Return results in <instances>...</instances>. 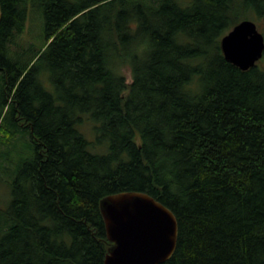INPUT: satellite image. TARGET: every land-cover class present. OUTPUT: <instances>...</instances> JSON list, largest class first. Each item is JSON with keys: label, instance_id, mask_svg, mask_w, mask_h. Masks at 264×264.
I'll return each instance as SVG.
<instances>
[{"label": "trees", "instance_id": "obj_1", "mask_svg": "<svg viewBox=\"0 0 264 264\" xmlns=\"http://www.w3.org/2000/svg\"><path fill=\"white\" fill-rule=\"evenodd\" d=\"M0 5V143L26 141L0 264H104L100 202L122 192L175 214L163 264H264V56L242 71L221 49L243 20L264 34V0ZM30 6L45 43L10 57Z\"/></svg>", "mask_w": 264, "mask_h": 264}, {"label": "water", "instance_id": "obj_2", "mask_svg": "<svg viewBox=\"0 0 264 264\" xmlns=\"http://www.w3.org/2000/svg\"><path fill=\"white\" fill-rule=\"evenodd\" d=\"M0 5V24L2 21ZM225 59L248 71L264 56V34L253 20H243L221 39ZM108 249L104 264H163L176 250L175 214L148 194L122 192L100 202Z\"/></svg>", "mask_w": 264, "mask_h": 264}, {"label": "rangeland", "instance_id": "obj_3", "mask_svg": "<svg viewBox=\"0 0 264 264\" xmlns=\"http://www.w3.org/2000/svg\"><path fill=\"white\" fill-rule=\"evenodd\" d=\"M184 2L189 0H183ZM31 7V6H30ZM37 8V7H36ZM33 6L29 10V18L26 22L25 31L23 33L18 34L14 39V44L10 47V57L15 58V52L16 50H20L24 47H29L30 44H34V47H31L30 49L32 51L36 50L37 48H40L45 43V22L42 15V12L37 10ZM16 44V45H15ZM14 49V51H13ZM127 79L128 82H131L132 76L131 71L128 67L123 68L122 71ZM1 76V74H0ZM1 87V84H0ZM26 141L17 142L15 141L14 144L9 145L8 147L6 145H3L0 143V147L6 149H10V159L8 162L5 163L7 169L9 170L7 173L3 172L0 167V209H7V207L10 205L11 201V182L13 180V172H15L18 164V159L21 158L22 154L20 152H24ZM24 145V146H23ZM20 148L21 150H19ZM23 153V154H24Z\"/></svg>", "mask_w": 264, "mask_h": 264}]
</instances>
